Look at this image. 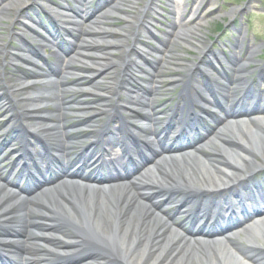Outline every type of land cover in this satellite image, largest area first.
I'll use <instances>...</instances> for the list:
<instances>
[{
    "label": "bare ground",
    "instance_id": "6f19581e",
    "mask_svg": "<svg viewBox=\"0 0 264 264\" xmlns=\"http://www.w3.org/2000/svg\"><path fill=\"white\" fill-rule=\"evenodd\" d=\"M8 1V6L0 5V23L16 13L20 18L30 2L38 10H46L45 16L54 21L63 11L58 8L66 3ZM142 1L99 0L89 6L81 0L79 5L84 9L72 8L67 19L71 30L57 27L54 37L63 47L64 58L69 51L78 58L70 57L66 63L59 58L48 66V72L56 78L45 95L36 100L34 110H29L31 116H27V110L33 100L28 94L32 84L26 79L42 70L33 59L38 52L29 53L26 44H21L15 48L19 55H12L2 47L8 66L16 68L14 63L20 61L26 67L22 75L8 76L5 81L13 96L8 128H22L24 123L28 126L21 130L23 147L15 160L29 155L32 139L51 137L50 144L41 146L37 153L44 165L35 169L33 181L14 186L0 163V254L11 264H264V246L251 235L259 230L257 224L243 230L244 242L226 236L230 228L250 223L257 217L255 213L264 209V115L245 127L215 132L227 117L248 112L243 108L246 102L257 105L264 99V93L243 79L258 46L238 37L233 42L236 50L224 57L229 68H224L216 56V63L209 62L223 82L214 85L205 80L201 84L204 93L198 97L200 101L211 98L219 113L209 114L211 126L196 120L187 129L176 131L179 137H187L175 142L178 138H169L173 129L170 121L161 128L152 127L158 115L157 98L166 80L168 86H183L186 93L199 88L192 84L191 77L200 75V65L207 61H190L177 51V41L167 36L175 22L157 44L139 48L142 27L162 4V0H146L142 8ZM207 1L200 0L193 17L185 20V25H193L177 33L178 40L187 41L201 55L207 53L210 44L200 30L204 24L195 23V19ZM53 6L58 8L52 11ZM123 13V18L115 15ZM108 20L122 21L119 31L108 28ZM89 21L93 26L88 28ZM21 30L29 31L26 26ZM13 35L15 38L19 34ZM65 35L70 37L69 42ZM169 68L185 70V74L167 79L164 72ZM257 69L264 77V64ZM95 73H100V80H109L95 95L97 102L65 99L70 80L79 87L89 83ZM132 106L144 112L133 111ZM252 109L264 113L260 103ZM168 111L174 113L173 108ZM73 112L81 116L70 125L68 114ZM123 112H132L139 122L126 125L119 121L114 128L125 127V131L115 134L111 124ZM147 135L154 139L148 140ZM73 139L81 143L84 155L92 153L108 162L103 178L83 172L89 161L81 162L78 154L70 156L68 142ZM114 144L123 145L121 154L113 153ZM160 154L165 158L134 175L144 160ZM118 180L124 182L123 187ZM13 189L23 198H18ZM211 192L237 195L217 203L230 214L229 219L199 215L197 209L203 204L198 203L196 208L194 202L199 195ZM237 211L241 213L237 215ZM220 238L224 242L217 244Z\"/></svg>",
    "mask_w": 264,
    "mask_h": 264
},
{
    "label": "rangeland",
    "instance_id": "374dc122",
    "mask_svg": "<svg viewBox=\"0 0 264 264\" xmlns=\"http://www.w3.org/2000/svg\"><path fill=\"white\" fill-rule=\"evenodd\" d=\"M90 1V0H87ZM92 1V0H91ZM98 0H94L93 3H91L90 6H93ZM8 0H1L0 5L1 6H8ZM146 0H143L142 2H139V5L143 8V6L146 5ZM200 0H162V4L159 6L156 15L154 19H156V22L152 25H149L148 20L146 22V26L150 28H160L158 26L159 21H161V17H165L168 19L169 24L171 22H175V26L172 29L170 33H168V38L172 41H177L178 48L177 51H179L186 59L190 61H198L199 58L203 56L204 60L216 62L215 56L217 59L222 62V65L225 68H229L230 64H226L224 57L228 55L230 52L235 51L233 42L238 37H244L247 38L250 43L254 42L258 48L255 52V56L253 58V63L250 64L247 67V71H254L257 73V77L254 76L250 80H255L259 78V73L257 66L264 64V0H208L206 4H204L202 11L198 17L201 16V18H196L195 23H202V28L200 29L204 35V41L210 44V47L206 51L207 53L205 55H201L191 46L187 41L178 40L177 39V33L183 30L186 27H190L193 25V22L190 24H186L185 22L188 21L193 17V13L197 9L198 3ZM45 3H47L45 1ZM66 4H69L70 6H79V3H77V0H66ZM44 12L47 13L45 10ZM103 14V11H102ZM139 14V13H138ZM19 15L16 14L15 16L10 17L9 19L2 21L0 23V129L1 131L5 130L6 125H8L7 119L10 117V107H9V101L12 100V94L9 93L10 88L9 85L5 82L7 80L8 76H18L22 75L24 71L26 70L24 65L18 61L14 63L15 67H8L4 65L3 62V55H1L2 45H8V49L12 53V55H19V53L16 52L15 48L21 44H29V47L31 49H38L39 46H33L32 44H36L37 40L40 37H35L33 32L30 31H22L21 29L24 28V26H29L32 28V25L34 22L31 19H36L35 21H39L40 19H43V13L38 10L35 6H29L27 7L20 15V18H17ZM119 18L125 17L126 14H115ZM45 16V15H44ZM183 17H185L183 19ZM38 19V20H37ZM153 19V18H152ZM186 20V21H185ZM162 22V21H161ZM223 25V28L221 31H218L219 24ZM58 24L65 27H71L68 23L61 24L58 21ZM108 28L111 30L119 31V28H121V25L123 24L122 21H107ZM21 25V26H19ZM88 28L92 27L91 21L87 23ZM70 29V28H69ZM168 30V26L165 28L164 32L160 34L158 37H162L163 34H165ZM15 33H18L19 35L14 38ZM142 38V36H141ZM66 39H69V37H66ZM144 40V39H143ZM29 41L32 43H29ZM150 43L157 44V41L150 40ZM49 45V44H48ZM50 45H53V42L50 43ZM28 46V45H27ZM38 47V48H37ZM139 48H143L142 45L138 46ZM40 48V51L42 50V55L44 56V60L46 63L51 64L53 61H55L56 58H58V55L56 51L54 50L50 53H47L48 50H45ZM101 50V49H100ZM24 57H27L24 53L22 54ZM61 56L63 57L64 54ZM60 57V56H59ZM70 57H73L75 59L78 58L77 55H75L73 52L69 51L67 52L66 57L63 59V61L66 63ZM37 64L45 69L44 62L41 59H37ZM202 70H204V67L202 66ZM230 71V70H229ZM42 70L39 72L41 73ZM204 74L206 73L203 71ZM231 72V71H230ZM247 72V73H248ZM246 73V74H247ZM4 74H6L4 76ZM176 74H185V70H179V72L174 71L173 69L169 68L167 71L164 72V77L167 79L171 76H176ZM140 77V76H139ZM197 81V86L201 84V82L204 80L203 77L194 76ZM11 78V77H10ZM100 73H95L93 75L92 80L87 83L84 82L81 84V86L77 87L75 81L70 80L69 86L70 90L64 94L65 99L69 102L74 101H82L84 103H93L97 102V98L95 95L97 92H100L101 90H104V87H106V84L109 82V80L103 79L100 80ZM141 78V77H140ZM165 78V79H166ZM220 79V78H219ZM100 80V81H99ZM214 84H216L217 81H214L211 79ZM33 84V79L29 80V83ZM97 82V83H96ZM140 82V80L138 81ZM167 82L165 81L164 87L161 89L160 97L157 98V105H159L158 113V127L160 128L162 126L161 116L163 113L168 111V109L171 107V104L173 103V100L177 93V88L180 86L178 84L174 86H168ZM35 84V82H34ZM88 85V86H86ZM131 85L134 87L136 84ZM34 85H32L31 89L28 90V94L32 95L34 91ZM260 87L256 86V89H259ZM86 89H89L88 92ZM133 90V89H132ZM261 90H264V86L261 88ZM264 92V91H263ZM36 105V103H32V105ZM11 106V105H10ZM162 113V114H161ZM81 116L80 112H73L68 114V118L70 122H75L77 120V117ZM155 121V123H157ZM101 125V124H100ZM100 125L97 129H100ZM154 128V126H153ZM50 138V136H47ZM149 139H152L153 137L151 135L147 136ZM1 139V138H0ZM115 152H119L118 149L115 148ZM12 158V157H10ZM9 158V159H10ZM163 156H156L154 159H146L144 160L143 165L136 170L137 173H144L148 169L152 168L153 162L162 160ZM8 159V160H9ZM7 162H3V164H6ZM88 170V169H86ZM163 196V195H161ZM259 220V221H258ZM257 220V224L259 225V230L252 232V236L256 238L259 244L264 246V225L261 224V219ZM228 236L236 237L240 241L244 242L246 239V235L242 232V229L232 231L228 234ZM224 242L219 241L217 244Z\"/></svg>",
    "mask_w": 264,
    "mask_h": 264
}]
</instances>
